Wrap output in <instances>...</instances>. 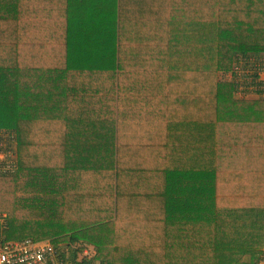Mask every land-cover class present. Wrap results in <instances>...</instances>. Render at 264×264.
<instances>
[{"label":"trees","instance_id":"obj_1","mask_svg":"<svg viewBox=\"0 0 264 264\" xmlns=\"http://www.w3.org/2000/svg\"><path fill=\"white\" fill-rule=\"evenodd\" d=\"M111 70L120 121L166 123L164 218H67L64 171L31 168L0 175V240L68 262L92 245L85 264L257 262L264 0H0L1 130L64 119L70 76Z\"/></svg>","mask_w":264,"mask_h":264},{"label":"crops","instance_id":"obj_2","mask_svg":"<svg viewBox=\"0 0 264 264\" xmlns=\"http://www.w3.org/2000/svg\"><path fill=\"white\" fill-rule=\"evenodd\" d=\"M70 78L64 119L17 122L18 171L63 170L67 218L163 219L166 123L120 121L116 79L104 71ZM83 82L91 84H77ZM263 257L254 264H264Z\"/></svg>","mask_w":264,"mask_h":264},{"label":"built area","instance_id":"obj_3","mask_svg":"<svg viewBox=\"0 0 264 264\" xmlns=\"http://www.w3.org/2000/svg\"><path fill=\"white\" fill-rule=\"evenodd\" d=\"M262 72L264 75V70ZM15 142V131L0 129V175L14 174L20 167L14 147ZM2 217L0 215V218ZM65 249L66 254L64 255L61 250L55 249L50 240L40 242L32 239L0 240V264H85V257L91 253L86 248L80 260L71 259L68 262L67 248Z\"/></svg>","mask_w":264,"mask_h":264},{"label":"rangeland","instance_id":"obj_4","mask_svg":"<svg viewBox=\"0 0 264 264\" xmlns=\"http://www.w3.org/2000/svg\"><path fill=\"white\" fill-rule=\"evenodd\" d=\"M94 73V72H93ZM104 74H110L111 76H113V79H114V77H115V79H116V81L114 80V82H117V74H116V72H113L112 70L111 71H104ZM116 75V76H115ZM87 249H89L92 253L94 252V251H96V249L94 250V247L92 246V245H89V246H87ZM96 253V252H95ZM95 255V254H94ZM93 264H95V263H93Z\"/></svg>","mask_w":264,"mask_h":264}]
</instances>
